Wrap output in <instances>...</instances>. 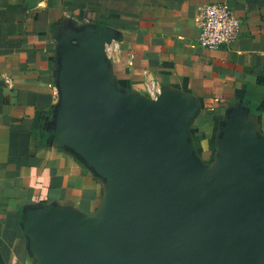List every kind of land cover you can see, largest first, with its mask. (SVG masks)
<instances>
[{"label":"crops","instance_id":"1","mask_svg":"<svg viewBox=\"0 0 264 264\" xmlns=\"http://www.w3.org/2000/svg\"><path fill=\"white\" fill-rule=\"evenodd\" d=\"M211 2L241 22L230 46L198 43ZM151 80L203 187L240 156L264 167V0H0V264H43L35 230L54 220L123 233L119 181L73 134L71 107L143 111Z\"/></svg>","mask_w":264,"mask_h":264},{"label":"water","instance_id":"2","mask_svg":"<svg viewBox=\"0 0 264 264\" xmlns=\"http://www.w3.org/2000/svg\"><path fill=\"white\" fill-rule=\"evenodd\" d=\"M127 112L87 98L73 134L119 181L112 208L124 231L54 220L36 227L43 264H264V167L247 157L218 188L201 185L173 138L162 95Z\"/></svg>","mask_w":264,"mask_h":264},{"label":"built area","instance_id":"3","mask_svg":"<svg viewBox=\"0 0 264 264\" xmlns=\"http://www.w3.org/2000/svg\"><path fill=\"white\" fill-rule=\"evenodd\" d=\"M198 43L217 49L234 44L239 36L241 22L226 2L204 4L198 13ZM160 88L154 80L145 85V96L157 99Z\"/></svg>","mask_w":264,"mask_h":264}]
</instances>
